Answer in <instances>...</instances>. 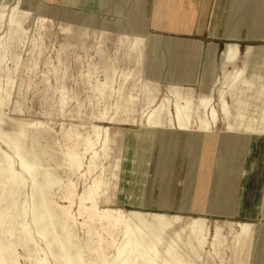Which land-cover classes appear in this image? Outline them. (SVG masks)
Wrapping results in <instances>:
<instances>
[{"label":"rangeland","instance_id":"1","mask_svg":"<svg viewBox=\"0 0 264 264\" xmlns=\"http://www.w3.org/2000/svg\"><path fill=\"white\" fill-rule=\"evenodd\" d=\"M12 2L16 4V0ZM102 3L103 8H101ZM119 3L118 6L114 7L112 0H108V3L105 0H85L83 4H78L76 0H62V2L48 0L45 9H41L39 6L35 7L30 13V21L28 19L30 25L27 38L25 37L21 43H16L19 45L17 47L15 45L13 48L12 54L15 51L19 54L17 69H14L15 64L11 58L13 56L11 53L0 62L1 85L11 92L9 103L3 107L7 114L5 125L7 121H13L17 117H20L23 123L25 121L27 126L25 123L24 125L28 129L26 140L30 142L32 137L37 136L40 145H47L54 151V157L49 159V163L56 169L64 182L67 180V169L64 164L66 148L74 145L78 152H82L84 148L82 137L88 134L93 137L92 124L108 126L111 137L107 150L108 157L100 150L102 145L99 146L98 143L99 159L92 173L88 174L89 176H81L79 173L71 175L77 186V192H81L84 185L92 183L91 181L96 177L103 180L100 192L96 195L100 211L106 204H120L124 208L138 207L207 215L210 217V221L206 225V233L208 232L206 242L201 244L203 247L201 245L198 248L195 247L199 251L193 248L194 251L190 254V259L195 261V264H264L262 245L255 247L249 243L251 241V238L249 239L251 237L250 232L249 236L240 237L238 239L240 243L237 245L235 230L228 231L229 227L227 226L222 228L220 225L215 227L213 224L214 218L218 219L220 223L223 222L224 218L258 221L264 219L262 216L263 209H260V205L264 203V198L261 201L262 194H264V182L263 193H261L260 198H256L251 207L258 210L261 215L256 219L240 216L236 211L237 199L227 196L230 191L234 190L235 182L245 172V167L248 176L253 177V172H251L253 165L249 156L254 150H258L261 154L264 166V137L252 134L250 138H243L230 134L227 131V123L220 120L216 130L208 138H203L202 143L197 140L180 147V144H174L168 140L159 143V146L153 149L154 146L149 136L144 137L143 142L140 140V135L134 139L142 131L139 120L143 114V77L148 73L149 40L146 36L144 56L142 61H139L138 53L130 48L132 36L126 37L120 34L115 26L101 27L103 23H113L119 10H122V20L126 21L128 9H131L132 5L127 2ZM77 11H95V25L93 26L95 29L98 28V31L94 32L93 28H90L88 32H81V20L75 17ZM130 15L132 17L133 13ZM138 15L144 16V13H134V17H138ZM104 17L106 18L104 19ZM133 21L137 24L140 23V26L143 27L140 30L145 33V19L134 18ZM69 26L72 27L69 28ZM5 29L4 26L0 28V36L5 34ZM224 42L216 44L221 48ZM247 42L256 45V54L261 53L259 45L264 44V41H244L240 44L242 51L248 44ZM172 54L167 56L165 63L160 61L161 69L166 66L172 72L174 70L179 72V75H176L178 82L182 85H191L190 87L195 89L194 94L197 90H204L210 68L205 66L204 69L200 70V73L198 72L197 66L201 61L198 51L189 52L188 56L183 58V55H180L178 51L174 50ZM258 60L261 62V57L258 56ZM7 70L11 72L14 79L12 87L7 84L5 76ZM129 70L133 74L131 77ZM191 71L194 74H191L193 78L189 76ZM247 75L253 84L244 89L242 96H240L241 101L235 104L232 96L227 95L231 110L235 114H238L239 108L244 109L247 104L255 105L260 101L258 98L259 91L263 85L260 78L261 74L248 72ZM163 76L161 74V77ZM106 79L107 84L101 94L95 89V86H97L96 83L99 86L100 82L106 81ZM108 79L112 82H109ZM122 79H126L123 80L125 83ZM110 86L114 89H109ZM62 94L63 96H61ZM121 95H124L122 97L125 101L123 98L121 99ZM130 95L137 98H131ZM62 98H64L63 104H60ZM258 99L259 101H257ZM214 104L218 108L217 100ZM14 106H17L19 110L13 111L11 108ZM132 106L134 110H132ZM247 109L252 114L259 110L255 106ZM102 113L103 116H101ZM133 116L136 118L134 122ZM69 128H73L74 132L78 133L79 141L68 138L66 132L70 131ZM43 131L44 133H42ZM188 140L190 139L188 138ZM248 140L250 143L247 142ZM254 142H258L261 148L256 147ZM4 144L0 139L2 149H6V144ZM135 145H137L136 148ZM143 147L146 149L141 151ZM151 149H153L152 152ZM198 150L199 154L203 151L202 155L205 153L204 155L208 156L206 157L207 160L210 157L213 159L209 174L202 172V163L198 161ZM140 155L145 158L139 160ZM89 156L90 154L87 153L84 159L85 164H88ZM184 162H188L190 173L183 172L181 174L180 169L184 166ZM17 165L16 162L15 166L17 167ZM25 189L29 195L30 183L26 185ZM63 194L65 195L66 192L54 188L52 191L53 200L56 199L59 203H64ZM258 200H260L259 203ZM7 205L8 202L5 200L0 202V207L2 206L0 212L4 211ZM72 210L75 211L78 221L74 225V230L78 237L84 240L87 237V226L81 225L80 222L86 218V213L82 212L78 215L76 203H74ZM248 214L254 215L255 213L249 212ZM96 216L94 218L96 227L91 224L94 228L92 231H100L104 238L102 242L104 246L107 245V241L111 240V237L104 229L106 226L105 219ZM100 220H102L104 227L99 225ZM234 226L239 228L237 225ZM121 230L122 227L119 226L113 232V237H116L114 239L116 244L123 240ZM96 231L93 233V241L96 240ZM35 239L41 247L44 246L37 235H35ZM241 240L244 241L241 242ZM93 244L90 242V246H85V252H88V247L93 246ZM106 245L104 248L109 258L115 251V247ZM43 251L47 255L48 264L49 262L50 264H60L53 257H50L52 255L48 249L40 250L39 248L41 256L45 255ZM15 252L18 255L16 264H33V259L28 258L25 247L16 245ZM183 261H186V258Z\"/></svg>","mask_w":264,"mask_h":264},{"label":"bare ground","instance_id":"2","mask_svg":"<svg viewBox=\"0 0 264 264\" xmlns=\"http://www.w3.org/2000/svg\"><path fill=\"white\" fill-rule=\"evenodd\" d=\"M12 1L0 0V28L6 27L5 34L0 36V62L10 53L12 54L14 46L19 45L16 43H21L27 36L30 13L36 6L45 9L48 2V0H16V4H13ZM121 12L122 10L117 12L113 23H103L101 27L115 26L120 34L126 37L132 36L130 48L138 53L139 61H142L144 56L146 36L149 40L148 73L143 77V114L139 120L142 131L134 139L140 135V140L143 142V138L149 136L154 146L153 149L159 146V143L168 140L174 144H180V147L197 140L202 143L203 138H208L216 130L220 120L227 123V131L230 134L243 138H250L252 134L264 137V44L259 45L261 53L256 54V45L248 42L242 51L241 45L237 41H225L219 48L211 41L201 42L171 36L163 37L156 32L146 31L143 33L140 30L143 27L140 26V23L137 24L133 21L130 12L126 16V21L122 20ZM95 15V11H77L75 17L81 20V32H88L90 28H93L94 32L98 31V28L95 29L93 26L95 25ZM64 33L66 34V32ZM174 50L183 55L182 58L188 56L189 52L198 51L201 58L197 66L198 72L200 73V70L205 66L210 68L204 90L196 89L194 94L195 89L193 90L191 85H182L178 82L176 75H179V72L175 70L172 72L166 66L161 69L160 61L165 63L167 56L173 55ZM12 55L10 56L14 60V69H17L19 54L15 51ZM258 56L261 57V62L258 60ZM241 57L243 58L240 59ZM125 72L128 73V71ZM248 72L261 74L263 85L259 91L260 101L258 99L259 102L255 105L247 104L244 109L239 108L238 114H235L231 110L227 95L232 96L235 104L241 101L240 96L244 89L253 84L247 75ZM130 73L131 70H129ZM161 74L164 76L161 77ZM191 74L192 71L190 77H192ZM132 75L131 73L130 77ZM5 76L7 84L12 87L14 79L11 72L7 70ZM190 77L189 79H191ZM106 84L107 79L100 82L99 86L96 83L95 89L102 94ZM249 90L251 91V89ZM132 93L134 94L133 91ZM10 94L11 92L3 88L0 82V139L6 144H4L6 149L0 147V202L4 200L8 202L7 208L0 212V264H16L18 262V255L15 252L16 245L25 247L28 258L33 259V264H48L45 251H43L45 255L41 256L39 248L40 250L48 249L52 255L50 257L60 264H195V261L190 259V254L194 251L193 248H198L207 238L206 225L210 221L209 216L200 213H183L182 211L124 208L120 204H106L100 211L96 195L100 192L103 180L95 177L93 180L91 179L92 183L84 185L83 190L77 192V186L71 175L79 173L81 176H87L91 174L97 166L100 150L108 157L107 150L111 140L110 128L94 123L92 124L93 137L91 134L82 137L84 141L82 152H78L74 145L66 148L64 164L67 169V180L64 182L56 169L49 163V159L54 157V151L47 145H40L37 136L32 137L30 142L26 140L28 129L25 121L26 126L23 120L17 117L13 121H7L5 125L7 114L3 107L9 103ZM122 96L124 95H121V99ZM130 97L134 96L130 95ZM63 99L60 104H63ZM216 100L218 108L214 104ZM253 106L259 109L257 113L248 112L247 108ZM11 109L19 110L17 106ZM132 110H134L133 106ZM103 113L101 116L106 114ZM132 119L133 122L136 120L134 116ZM214 127L215 129H213ZM72 129L69 128L70 131L66 132L68 138L79 141L80 136ZM98 143L99 146L102 145L100 150L97 146ZM136 147L137 145H135ZM140 148L141 145L139 150ZM144 149L146 148L143 147L141 151ZM153 149L150 151L152 152ZM202 152L199 154L198 150V161L202 163V172L209 174L213 159L210 157L207 160L208 156L204 155L205 153L202 155ZM87 153L90 154L89 162L85 164L84 159ZM141 158L145 157L140 155L139 160H143ZM16 162L17 167L15 166ZM28 183H30L29 195L25 191ZM54 188L66 192L65 195L63 194L64 203H59L56 199L53 200L52 191ZM74 203L78 206V215L82 212L86 213V218L80 222L81 225L87 226V237L84 240H81L74 230V225L78 223L76 213L72 210ZM261 208L264 216V203L260 205ZM96 215L100 219H105L106 226L104 227L102 220L99 225L104 227L106 233L111 237V240L107 241V245H105L115 247V251L109 258L105 252V245H102L104 238L100 231H92L91 224L94 225ZM213 224L215 227L217 225L222 228L227 226L229 227L228 231L235 230L237 245L240 243L238 239L250 232L249 239L251 238V241L249 243L255 247L261 244L264 252V219L258 221L224 218L220 223L218 219L214 218ZM234 225L239 228H235ZM119 226L122 227L123 240L116 244L113 232ZM95 231L96 240L93 241L92 237ZM35 235L40 238L45 247L38 244ZM90 242L94 244L88 247V252H85L84 247L90 246ZM196 251L199 250L196 249ZM184 256L186 261H183L185 260ZM196 260L198 259L196 258Z\"/></svg>","mask_w":264,"mask_h":264},{"label":"crops","instance_id":"3","mask_svg":"<svg viewBox=\"0 0 264 264\" xmlns=\"http://www.w3.org/2000/svg\"><path fill=\"white\" fill-rule=\"evenodd\" d=\"M59 1L62 2L51 0ZM76 2L83 4L85 0ZM105 2L108 3V0ZM119 2L130 3L132 8L128 11L133 13L132 18L145 19L146 31L156 32L163 37L211 41L214 44L227 40L240 44L244 41H264V0H112L114 7L118 6ZM106 9L108 10V7ZM139 12L144 13V16L134 17V13ZM247 142L250 143L249 140ZM254 144L261 148L258 142ZM249 159L253 165L251 170L253 177L248 176L245 167V172L235 182L234 190L227 196L237 199L236 211L240 216L256 219L261 215L258 210L251 207L256 198H260L263 193L264 166L258 150H254ZM183 165L180 169L181 174L190 173L188 162H184ZM261 198L262 201L264 194ZM249 212L255 214H248Z\"/></svg>","mask_w":264,"mask_h":264}]
</instances>
